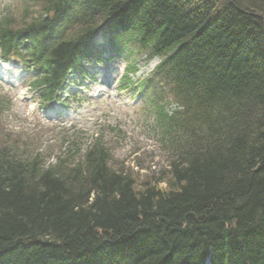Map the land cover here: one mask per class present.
Returning a JSON list of instances; mask_svg holds the SVG:
<instances>
[{"label": "trees", "instance_id": "16d2710c", "mask_svg": "<svg viewBox=\"0 0 264 264\" xmlns=\"http://www.w3.org/2000/svg\"><path fill=\"white\" fill-rule=\"evenodd\" d=\"M24 1L0 15V52L29 57L45 98L108 19L129 71L161 58L139 85L168 163H113L101 139L47 163L0 138V264H264V0Z\"/></svg>", "mask_w": 264, "mask_h": 264}, {"label": "rangeland", "instance_id": "374dc122", "mask_svg": "<svg viewBox=\"0 0 264 264\" xmlns=\"http://www.w3.org/2000/svg\"><path fill=\"white\" fill-rule=\"evenodd\" d=\"M9 1L0 0V11ZM103 40L98 39L97 42L103 43ZM109 54L114 56L105 49L104 55ZM85 65L93 68L96 73L94 77L85 75L86 77L82 78L84 82L75 85V90H81L83 93L76 95L62 112L59 111V104L46 110L41 109L39 100L27 86L22 85L18 91L5 84V90L13 93L15 98L10 103L7 114L3 113L2 123L20 134L19 142H26L27 146L35 142L36 147L40 146L52 152V155H48L51 158L59 151L62 152L58 146L61 145L63 135L66 138L70 136L73 140L78 138L77 146L84 149L94 136L102 133L103 140L110 145L117 161L148 175H159L160 171L167 167L166 153L152 136V122L147 116L144 97H132L129 92L118 90V80L126 66L124 55L121 54L119 58L108 61L107 64L85 62ZM16 67L12 63L0 65L6 75H9V70L21 69L20 66ZM138 67L136 78L145 76L152 69V64L147 65L144 60H140ZM95 68L97 69L94 70ZM80 100L81 103H78ZM72 127L78 130L73 132ZM64 130L69 131L63 132ZM56 133H60L59 136Z\"/></svg>", "mask_w": 264, "mask_h": 264}, {"label": "bare ground", "instance_id": "6f19581e", "mask_svg": "<svg viewBox=\"0 0 264 264\" xmlns=\"http://www.w3.org/2000/svg\"><path fill=\"white\" fill-rule=\"evenodd\" d=\"M257 41L260 44V39H258ZM261 44H262V42H261ZM262 46H263V44H262ZM262 46H260V49H261L262 54L264 55V46L263 47ZM1 76L3 78H5V80L10 82V83H12L14 78H16V74H12V75L7 76L5 72L3 74H1ZM15 87L19 88V86H15ZM210 250L212 251V249H210ZM204 261H205V258H204L203 262Z\"/></svg>", "mask_w": 264, "mask_h": 264}]
</instances>
